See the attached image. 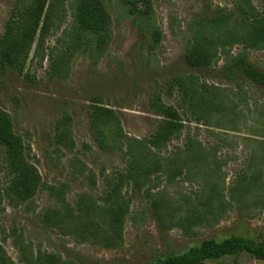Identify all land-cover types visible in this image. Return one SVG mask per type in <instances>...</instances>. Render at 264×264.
I'll use <instances>...</instances> for the list:
<instances>
[{
  "label": "rangeland",
  "instance_id": "obj_1",
  "mask_svg": "<svg viewBox=\"0 0 264 264\" xmlns=\"http://www.w3.org/2000/svg\"><path fill=\"white\" fill-rule=\"evenodd\" d=\"M78 2L57 0L52 31L42 51L37 41L33 45L23 74L0 68V108L11 116L41 177L33 198L13 201L6 193L10 176L0 145V264H41L34 260L40 254L55 256L57 264H155L208 239L261 240L264 87L244 76L238 60L264 72V48L238 40L218 47L226 41L220 38L224 28L208 25L220 13L242 22L238 0H152L151 23L132 14L125 0H103L111 23L100 47L99 36L78 30ZM17 3L0 0V39ZM252 5L256 12L244 20L246 27L264 17V0ZM196 23L213 40L210 66L186 61ZM155 29L162 32L158 45ZM179 77L194 80L199 107L183 102ZM155 102L176 108L183 128L150 154L129 141L148 145L157 133L165 118L156 113ZM96 104L118 119L102 126L107 150L90 119ZM117 122L121 140L115 137ZM129 145L136 157L126 154ZM131 164L138 182L125 179L119 185V206L127 208L121 246L108 248L76 232L79 224L106 230L107 195L118 176L130 175ZM83 197L85 212L79 214ZM211 264L264 261L242 253Z\"/></svg>",
  "mask_w": 264,
  "mask_h": 264
},
{
  "label": "trees",
  "instance_id": "obj_2",
  "mask_svg": "<svg viewBox=\"0 0 264 264\" xmlns=\"http://www.w3.org/2000/svg\"><path fill=\"white\" fill-rule=\"evenodd\" d=\"M15 12L6 24L5 32L0 39V68L4 71L11 67L19 74L25 71L26 61L31 52L33 45L38 43L37 51H42L45 39L52 31V13L55 12L57 0H17ZM130 6V12L138 15L139 19H144L151 23L154 16L152 0H125ZM238 10L241 17L245 20L248 15L255 13L256 10L252 5V0H238ZM56 13V12H55ZM225 14H218L211 20L208 25L213 29L224 28L220 34L221 39L225 42H218V47L233 45L235 42L242 41L247 47L255 49L264 48V17H257L251 25L245 26L244 20L233 23L231 17ZM78 30L86 33H93L99 36V47L105 45L110 30V17L104 7L103 0H79L77 5ZM203 26L196 23L193 27L194 36L191 47L187 52L186 61L192 67L210 66L213 61L214 53L209 52V46L213 40L204 37L202 32ZM162 39V32L155 29L154 43L158 45ZM208 48V49H207ZM217 49H215L216 52ZM238 67L242 73L254 84L264 87V72L259 71L254 65L246 60H238ZM176 85L182 94L183 102L191 107L200 106L201 98L199 89L196 87L194 80L187 77L176 78ZM207 89L203 86V90ZM155 111L161 117L165 118L159 127L157 133L149 140L148 145L139 140H130V144H138L150 154L152 149H160L168 143L172 136L182 131V124L178 110L172 106H167L162 102H155ZM90 119L94 130L97 133V139L103 149L107 150L106 135L102 126L105 124L118 121L115 113L103 106L96 104L91 108ZM117 133L115 137L121 140L123 132L119 122H117ZM61 125H67L62 122ZM59 133L58 141L64 142L66 132ZM0 145L5 149L7 171L10 176V183L6 193L13 200L19 203H25L35 196L40 184L41 177L37 168L28 160L26 144L19 136L13 126L11 116L0 108ZM135 145V144H134ZM126 154L136 157L132 146H127ZM141 155V154H140ZM130 175L118 176V184L114 185L107 195L108 206L104 209L108 217V226L102 230H89L86 224H79V228L74 230L81 233L84 237L90 235L91 238L102 241V245L108 248H117L123 241V226L127 215V208L119 206L122 196L120 184L126 181L134 180L138 182V175H134V167L130 166ZM128 177V178H127ZM141 180V178H140ZM138 185V184H137ZM83 197L79 203L78 212L82 214L84 210ZM75 213V211H73ZM58 218V216H57ZM75 219L82 221V215H76ZM48 225H55L47 217ZM58 225V220H57ZM247 253L256 260L264 261V237L261 240H254L242 236H232L222 241L208 239L202 243L192 246L188 251L181 254H171L163 259L158 260L155 264H211L213 261L220 260L229 256H236ZM41 264H57V258L52 255L40 254L34 259ZM3 263V261L1 262Z\"/></svg>",
  "mask_w": 264,
  "mask_h": 264
}]
</instances>
